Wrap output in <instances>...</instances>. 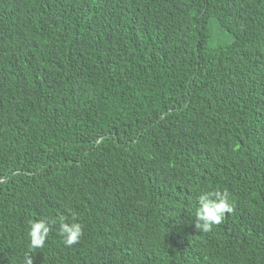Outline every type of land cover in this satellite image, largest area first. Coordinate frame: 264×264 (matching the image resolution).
I'll return each instance as SVG.
<instances>
[{"label":"trees","instance_id":"trees-1","mask_svg":"<svg viewBox=\"0 0 264 264\" xmlns=\"http://www.w3.org/2000/svg\"><path fill=\"white\" fill-rule=\"evenodd\" d=\"M217 188L233 212L199 232ZM27 256L264 264V0H0V264Z\"/></svg>","mask_w":264,"mask_h":264},{"label":"clouds","instance_id":"clouds-1","mask_svg":"<svg viewBox=\"0 0 264 264\" xmlns=\"http://www.w3.org/2000/svg\"><path fill=\"white\" fill-rule=\"evenodd\" d=\"M232 194L227 188L220 190L203 191L198 196V208L194 226L202 233H211L214 228L220 225L227 214L233 212ZM57 221L40 219L29 221V249H43L49 237L51 226ZM60 235L63 237V243L66 247H72L78 244L84 235V226L78 222V214L69 210L67 216L61 215L58 219ZM24 264H34L32 256H27Z\"/></svg>","mask_w":264,"mask_h":264}]
</instances>
